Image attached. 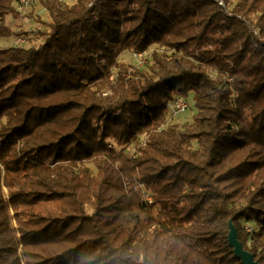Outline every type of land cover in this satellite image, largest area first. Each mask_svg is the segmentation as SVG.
I'll use <instances>...</instances> for the list:
<instances>
[{"label":"trees","instance_id":"obj_1","mask_svg":"<svg viewBox=\"0 0 264 264\" xmlns=\"http://www.w3.org/2000/svg\"><path fill=\"white\" fill-rule=\"evenodd\" d=\"M223 3L39 0L0 47V264H242L231 225L264 264V0Z\"/></svg>","mask_w":264,"mask_h":264},{"label":"rangeland","instance_id":"obj_2","mask_svg":"<svg viewBox=\"0 0 264 264\" xmlns=\"http://www.w3.org/2000/svg\"><path fill=\"white\" fill-rule=\"evenodd\" d=\"M66 3L71 4L73 2H75V0H65ZM45 10H43L42 8H40V11H38V14L41 15L42 17L45 16ZM40 16V17H41ZM7 24L14 30L17 29H21L24 31H28V28H32L34 27L33 25H35V23L31 22L29 23V25H26L25 23H23L19 17H7L6 19ZM39 23V22H38ZM26 34H29L28 32H26ZM9 45H13V41H12V36L6 37V38H0V47L3 46H9ZM156 49V46H151L150 48H148L145 52L137 54L134 52H130V51H123L122 53H120L117 57V61L119 63H123V64H135L138 65L139 67H143L146 62L149 61L150 59V54L152 52V50ZM101 65H105L107 64L104 60H101ZM110 71L113 72V75L116 72V69L111 66L110 67ZM187 99L189 100L191 106L189 109L185 110L184 112L181 113H177L175 116L170 117L169 118V122L171 123H183L185 121H189L191 114L194 112L195 108L193 107V102H192V97L191 95L187 96ZM170 114V111H169ZM91 134L93 137H97L98 136V128L96 126H91ZM245 224L250 227L252 222H245Z\"/></svg>","mask_w":264,"mask_h":264},{"label":"built area","instance_id":"obj_3","mask_svg":"<svg viewBox=\"0 0 264 264\" xmlns=\"http://www.w3.org/2000/svg\"><path fill=\"white\" fill-rule=\"evenodd\" d=\"M219 5L224 6L223 0H215ZM39 0H13L14 10L19 14L20 20L29 25L30 19L28 13L36 9ZM229 13V12H228ZM11 16V15H10ZM10 18H13L11 16ZM1 20V18H0ZM34 27L28 28L29 34H21L12 36L13 45H27L31 42V39L37 41L40 38L39 29L42 27L41 23H36ZM140 54V53H137ZM191 106L187 97L177 96L172 102L169 103L170 117L175 116L177 113L184 112ZM163 127V125H161ZM147 200H150L148 196H144Z\"/></svg>","mask_w":264,"mask_h":264},{"label":"water","instance_id":"obj_4","mask_svg":"<svg viewBox=\"0 0 264 264\" xmlns=\"http://www.w3.org/2000/svg\"><path fill=\"white\" fill-rule=\"evenodd\" d=\"M228 239L229 243L233 246L235 256L241 260L242 264H259L250 252L242 248L241 244L236 239L235 229L232 225Z\"/></svg>","mask_w":264,"mask_h":264}]
</instances>
